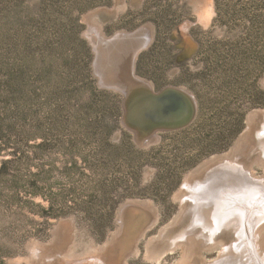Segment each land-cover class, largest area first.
Instances as JSON below:
<instances>
[{"label":"rangeland","instance_id":"rangeland-1","mask_svg":"<svg viewBox=\"0 0 264 264\" xmlns=\"http://www.w3.org/2000/svg\"><path fill=\"white\" fill-rule=\"evenodd\" d=\"M140 30L149 43L131 57L136 39L120 34ZM129 67L155 93L190 92L189 123L153 133L161 123L141 114L151 91ZM258 110L264 0H0V264L100 249L120 264L263 263ZM185 198L195 213L172 225ZM168 225L170 240L205 226L221 244L148 258Z\"/></svg>","mask_w":264,"mask_h":264},{"label":"bare ground","instance_id":"bare-ground-1","mask_svg":"<svg viewBox=\"0 0 264 264\" xmlns=\"http://www.w3.org/2000/svg\"><path fill=\"white\" fill-rule=\"evenodd\" d=\"M204 11H203V15L205 16H210L211 15V8H210V5L209 4H206L204 6ZM150 32V31H149ZM144 33V32H142ZM99 34L103 37L104 35L101 34V32H99ZM141 36L143 37L142 39H138L137 37L138 36ZM143 35V36H142ZM120 36H125L126 38H130V40L132 39H136V40H133L134 43L131 44V57L136 54L139 50V48L143 45V42H145L146 44L149 43V38L146 40L148 34L146 33V35L144 34H141V30L137 33H122L120 34ZM150 36V35H149ZM105 37V36H104ZM116 37H119L116 36ZM115 37V38H116ZM98 38V37H97ZM106 38V37H105ZM113 38V37H112ZM119 39V38H118ZM110 40V39H109ZM108 41V40H107ZM148 41V42H147ZM151 41V40H150ZM130 59V57H129ZM131 67V66H130ZM129 67V70L131 71L129 74L132 81H136V79H141L137 76L134 75V72H132L131 68ZM134 71V70H133ZM136 78V79H135ZM143 80V79H142ZM137 82V81H136ZM149 82V81H148ZM151 84V83H150ZM171 90H173V95L175 97L174 99V103L178 104L177 105H181L183 106V101L180 99V95H179V91L181 92H188L187 90L185 89H182V88H177V87H171ZM128 91V90H127ZM131 93V91H130ZM155 93V92H154ZM190 93V92H188ZM157 96H161L162 98L165 96V94H163V91L161 92H158L156 93ZM190 95H192L190 93ZM189 101H191V104H192V108H194V111L196 110V105L194 103V100L189 98ZM168 108V105L166 104H163V109L165 111H168L167 110ZM192 114V113H191ZM189 114V115H191ZM181 114L179 115H171V117H169L171 120H174L176 122L180 121L182 118H185V117H188L189 115L185 116V117H180ZM263 115L264 116V111L262 110H258V111H255L252 115H251V118L255 119L254 117H258V116H261ZM175 116H178L179 118H175L173 119ZM260 118V117H259ZM177 119V120H176ZM257 121V120H256ZM252 131V130H251ZM249 132V131H248ZM155 135V134H154ZM247 137V134H245L244 138ZM263 137V136H262ZM264 138V137H263ZM252 141V140H251ZM256 141V140H255ZM259 143H263V142H258ZM256 144V143H255ZM257 144V145H258ZM244 146V145H243ZM264 150V149H263ZM223 159V158H222ZM256 160H258L259 162L263 163L264 164V158H263V154L260 155L259 158H257ZM244 165V164H243ZM244 167V166H243ZM242 169H246L245 172V177H243L244 179H246V181H251L249 179V177L251 178H257L255 176V174L253 173V171H251V168H250V164H245V167ZM236 170V169H235ZM229 173V172H228ZM229 174H232L231 172ZM241 177V178H242ZM225 178V177H224ZM259 179V178H257ZM204 182V181H203ZM234 182V181H233ZM251 182H254L253 180ZM229 183V182H228ZM250 184V183H249ZM254 184V183H253ZM251 185V184H250ZM255 188H260L262 187L263 185H260V183H256L254 184ZM240 188V187H239ZM242 188V187H241ZM245 188V186H244ZM200 189V188H199ZM239 190V189H237ZM187 191V190H186ZM198 191V190H197ZM257 191V190H256ZM180 192V191H179ZM204 192V191H203ZM201 193V192H200ZM203 194V193H202ZM245 194V193H244ZM181 195V194H180ZM193 196H190L191 198H193V201L195 203V200H196V196L195 194H193ZM205 195V193H204ZM207 195V194H206ZM180 197V196H179ZM188 195H187V198H190ZM246 197V195H245ZM198 198V197H197ZM207 198V197H206ZM247 198V197H246ZM210 200V199H209ZM198 202V200H197ZM193 203V204H194ZM243 203V202H242ZM142 203H138V204H134L133 206L134 207H138L140 206ZM191 202L187 201V199L185 198V201H184V204H183V207H182V212L181 214L176 218V220L172 223V225H175L176 223H178L182 218H183V215L187 214V211H190L192 212L191 214L193 215V213H195V211L192 210V207H196L195 205H193ZM217 204V203H216ZM253 204V203H252ZM251 204V205H252ZM213 205V204H212ZM143 206V204L141 205ZM236 207V206H235ZM214 211V210H213ZM189 214V215H191ZM198 214V213H197ZM238 214V213H237ZM239 215V214H238ZM217 216V215H216ZM220 218V216H218ZM217 217V218H218ZM243 217V216H242ZM218 218V219H219ZM240 218V217H239ZM234 219V218H233ZM246 219V218H245ZM175 223V224H174ZM172 225H168L167 227H165L161 232V235L157 238H154V239H151V241L149 242L148 244V249H147V256L148 258H151V259H156L157 261H160L165 254H167L168 252L170 251H173L176 249V247L178 245H181L183 248H184V251L187 254H189V252L191 251V249L193 247H195L194 249H198L199 246H203L204 248H207V249H211L212 247L216 246L217 244H221L219 241H218V238H219V235L217 232H215L214 234L210 233V230L207 231L208 227L206 228L205 226L201 227V228H198V227H193V228H190L185 234H182V238H174L172 240H170L169 238H167V230H169L170 227H172ZM226 225V224H225ZM229 227V225H228ZM245 227H246V224H245ZM257 228V227H256ZM223 229H224V226H223ZM235 229V227H234ZM216 231V230H215ZM209 232V234H207ZM248 232V231H246ZM260 233V232H259ZM257 238V237H256ZM262 239V237L260 238ZM180 240V241H178ZM260 246L262 247L263 244H264V241L262 240V242H260ZM179 246V247H181ZM264 247V246H263ZM230 249H228L227 251V255H231L230 254ZM116 250V249H115ZM135 250H139L138 247L135 249ZM101 253H94V254H91L90 256L86 257V258H62L61 260L59 259H55V261L58 263V264H120V263H117L116 262V255H115V251H110L108 250V252L106 251H102L100 249ZM99 251V252H100ZM253 251V249H252ZM115 255V256H114ZM232 256V255H231ZM252 256V255H251ZM261 256V255H260ZM263 257V256H261ZM261 257H259V261H258V264H263L262 263V259ZM126 259V258H125ZM219 260V259H218ZM221 261V260H220ZM122 264H128L126 261L125 263L123 262Z\"/></svg>","mask_w":264,"mask_h":264},{"label":"water","instance_id":"water-1","mask_svg":"<svg viewBox=\"0 0 264 264\" xmlns=\"http://www.w3.org/2000/svg\"><path fill=\"white\" fill-rule=\"evenodd\" d=\"M136 81L141 85L144 83L146 85L145 87H147L151 91V96H149V98L145 100V104L141 110V114L145 119L149 118L151 122L159 121L161 123L160 125L156 126L157 129L154 127L155 129H153V133H155L158 129L177 128L186 125L192 119L194 113H192L188 117H185L187 114H182V111L180 110L182 104L180 106L174 103L175 97L172 93L173 90H171V87H167L163 90V94H165V96L162 98L161 96H157L156 93H154V91L152 90L151 85L144 80L136 79ZM178 93L180 95V99L183 101V106L185 104V100H189V98L193 99L196 105V99L193 95H190V93L188 92L181 91H179ZM163 104L168 105V111H165L163 109ZM125 106L128 109V101H126ZM179 114H181L180 117L185 118H182L178 122L169 118L171 117V115ZM135 203L138 204V201L130 200L125 204L124 207L133 206Z\"/></svg>","mask_w":264,"mask_h":264}]
</instances>
